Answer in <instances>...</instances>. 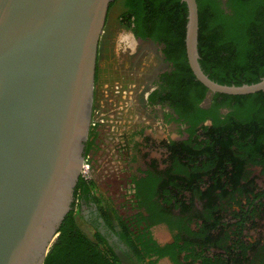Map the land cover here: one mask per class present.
<instances>
[{
	"label": "trees",
	"instance_id": "1",
	"mask_svg": "<svg viewBox=\"0 0 264 264\" xmlns=\"http://www.w3.org/2000/svg\"><path fill=\"white\" fill-rule=\"evenodd\" d=\"M196 2L199 63L205 74L224 85L260 81L264 0H227L226 8L220 0ZM122 6L125 10L118 14ZM186 17L182 0H113L98 42L95 83L111 24L163 45L164 56L175 65L164 100H169L178 115L175 121L184 124L186 133L164 144L163 167L153 159L134 179L138 212L120 220L123 236L138 261L156 257L147 264L163 257L174 264H264V90L216 92L208 107L199 106L209 90L187 61ZM111 47L107 53L112 55ZM149 99L155 100V93ZM222 105L228 109L225 114L218 111ZM207 119L210 123L204 124ZM254 167L259 168L257 174ZM74 196L101 203L94 181L81 175ZM157 224L168 227L170 242L159 245L152 238L150 228ZM44 264L121 263L102 239L88 237L72 209Z\"/></svg>",
	"mask_w": 264,
	"mask_h": 264
},
{
	"label": "water",
	"instance_id": "2",
	"mask_svg": "<svg viewBox=\"0 0 264 264\" xmlns=\"http://www.w3.org/2000/svg\"><path fill=\"white\" fill-rule=\"evenodd\" d=\"M112 1L0 0V264H44L73 209L92 118L98 42ZM182 1L187 61L196 79L213 93L264 90V77L236 86L205 74L197 2Z\"/></svg>",
	"mask_w": 264,
	"mask_h": 264
},
{
	"label": "flooded vegetation",
	"instance_id": "3",
	"mask_svg": "<svg viewBox=\"0 0 264 264\" xmlns=\"http://www.w3.org/2000/svg\"><path fill=\"white\" fill-rule=\"evenodd\" d=\"M222 3V8H226V3L227 0H220ZM118 14L122 13L125 8L119 7L118 8ZM117 14V13H116ZM117 28V27H116ZM115 28V24H111V27L109 29V35L106 36L105 40V47L106 49L103 51L101 60L99 62V72L97 75L95 87H94V95H93V105H92V118H91V123H90V128H89V134H88V139L85 143V148H84V160L87 161L89 165V171L93 169V158L95 157L96 152L99 150L101 146V129L103 127V123L106 120V116L103 114L100 115L97 110H96V87L97 83L100 81V75L101 71L106 68V63L110 62L111 54H108L107 52L110 50L112 53L115 55V45H117L115 38L117 33H125L126 35L124 36L125 41L124 44L127 49L120 48V53L119 55L116 54V61L118 63V66L124 68L125 67V61H130V60H135V62H138L140 58L142 57L143 51H149L153 53V55L156 57L158 60V65L155 68L153 72L149 74V80L141 86V89L138 94V103L141 105L142 108L147 109V110H155V115H153V120L156 121V124L158 127H166L167 129L172 126L174 127L175 131H177L180 135H183V138L185 137L186 133L183 131L184 129V124L181 121H175L178 119V115L174 113V110L171 108L169 100L166 101L164 100L165 97H167L169 93V77L171 73L175 70V65L172 61L167 59L164 54H163V45L157 44V42L153 39L150 38H138L134 35V33L130 29H125V28H120V30ZM119 36V34H117ZM115 43V44H114ZM112 54V55H113ZM104 63V65H103ZM139 75V72H137ZM96 75V71H95ZM152 93H155V100H150L149 97ZM213 92L207 91L204 99L199 103V106L203 107H208L211 99L213 97ZM219 113L225 114L228 112L227 107L225 106H220L218 108ZM172 117H174V120H172ZM204 124H209L210 120L207 119L206 121L203 122ZM138 123H136L134 126H136ZM102 126V127H101ZM151 126V125H150ZM145 128V131L150 129ZM94 130L97 135L94 137L93 133L90 131ZM121 129V128H120ZM139 129L137 128L136 130L134 129V132L131 134L125 133V131L121 132L123 139L120 140L119 143V148L122 150L121 158H120V163L122 162L124 166V169H122L119 173L115 172H110V174H107L106 176L108 179H111L113 182L114 180L124 182V186L126 187L125 191L127 193V197L129 198L128 200V205H130L129 208H131L130 214L121 212V209L114 205L109 196V199L106 198L101 200L102 198H99L98 195L97 197L101 200L100 204H97L93 199L89 198L88 200L84 199H74L73 203V210L76 211L77 213V221L80 226V228L83 230V228H87L88 231L92 234L93 239L98 241V239H102L104 245H106L108 248H110L114 254L116 255L117 252H120L126 256H128L131 260H133L134 264H147L149 260H155L156 257H151L146 260L145 263L138 261L134 251L132 248L128 245L126 238L123 236V230L121 227V219H127L132 217L138 212V209L136 208L135 204V182L134 179H138L143 175V171H145L151 161L154 159L150 156H146L143 159V166H133V163L136 162L134 160L139 158V152L133 156V153L136 152L134 151L135 148H142L143 149V154H145V150L148 149L149 147V139L143 134L141 139L139 141H135V133H138ZM143 131V130H142ZM144 131V132H145ZM120 133V135H121ZM143 133V132H142ZM121 139V137H120ZM160 139V137H159ZM172 139L171 136H168L158 141V144L161 145L162 149L165 151V157L167 150L164 146L165 143H168ZM180 140V139H179ZM92 143V147H90L89 154L86 156V148L88 142ZM122 141V142H121ZM143 141L147 143V147L143 145ZM134 142V145H133ZM160 142V143H159ZM123 143V144H122ZM142 143V144H141ZM127 145V146H126ZM124 147V148H121ZM127 152H126V150ZM133 150V153H132ZM150 149H148L149 151ZM142 154V155H143ZM156 160V159H154ZM157 164L161 167H163L162 162L159 161L158 159L156 160ZM121 164V165H122ZM108 173V172H107ZM114 173V174H112ZM96 185V192H97V183L95 179H92ZM75 197V196H74ZM105 198V197H104ZM104 208V209H102ZM120 209V211H119ZM109 213L113 215V220L110 218ZM128 222V220H126ZM116 222V223H114ZM159 225V224H157ZM154 225L150 228L151 236L152 238L159 244V245H164L167 242L160 241L155 236L153 235L152 228L157 226ZM165 225V224H164ZM167 227V226H166ZM168 228V227H167ZM84 231V230H83ZM170 231V230H169ZM85 232V231H84ZM86 233V232H85ZM171 233V232H170ZM172 237V236H171ZM172 240V239H171ZM170 240V241H171ZM168 241V242H170ZM167 260L166 264H174L169 257H163L158 259L154 264H158L161 261Z\"/></svg>",
	"mask_w": 264,
	"mask_h": 264
},
{
	"label": "rangeland",
	"instance_id": "4",
	"mask_svg": "<svg viewBox=\"0 0 264 264\" xmlns=\"http://www.w3.org/2000/svg\"><path fill=\"white\" fill-rule=\"evenodd\" d=\"M117 34H119V36ZM117 34L115 38L117 43V45H115V52L119 55L121 54L120 48L127 49L123 42L125 41L124 36L126 34ZM116 54L111 55L110 62H108V64L106 63L105 70L103 69L101 71V79L96 87V110L98 113H101H99L100 115H105L106 120L100 130L101 146L93 158L94 167L88 174L91 179L96 180L97 195L99 198H102L101 200L104 201L106 198L109 199L110 196L113 201L112 203L119 207L121 212L130 214L131 208H129L130 205H128L129 198L125 191L126 187L124 186V182L117 180L113 182L106 176L110 174V172L118 171L115 173H119L124 169L125 165H123L122 162L120 163L122 150H120L118 146L120 140L123 139L121 132L125 131V133L131 134L134 132V129L136 130L138 128L139 131L135 133L136 136L134 137L135 141H139L143 134L150 141L149 147H147V143L143 141L145 148L147 147L150 149L149 151L146 149L144 151L145 154L142 152L143 149L139 147L134 149V151L136 150L134 153L132 150L134 157L137 152H139V158L134 160L136 162L133 163V166H143L144 163L142 158L146 156H150L162 162L165 158V151L162 149L161 145L158 144V141L164 138V136H168V138L171 136L172 139L179 140L183 138V135L175 131L172 126L170 129H167L165 126L158 127L156 121L153 120L155 110L144 109L138 103V94L141 86L149 80V74L153 72L158 65V60L153 53L146 50L143 51L142 57L138 62H135L134 59L125 61L124 68L118 66L115 57ZM137 72H139V75ZM136 123L138 124L134 126ZM146 126L147 128L150 126V129L145 131ZM121 148L124 147L121 146ZM252 171L254 174H257L259 168L254 167ZM262 222L264 223V219ZM152 231L155 238L160 241L168 242L171 240V233L164 224L153 227ZM261 232L262 235H264V227L261 229ZM166 263V261H161L158 264Z\"/></svg>",
	"mask_w": 264,
	"mask_h": 264
},
{
	"label": "built area",
	"instance_id": "5",
	"mask_svg": "<svg viewBox=\"0 0 264 264\" xmlns=\"http://www.w3.org/2000/svg\"><path fill=\"white\" fill-rule=\"evenodd\" d=\"M89 165L87 163V161L84 160L83 162V165H82V170H81V176L84 178V179H91L90 176H89Z\"/></svg>",
	"mask_w": 264,
	"mask_h": 264
}]
</instances>
